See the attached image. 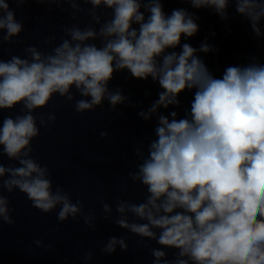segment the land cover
<instances>
[{
  "label": "clouds",
  "instance_id": "clouds-1",
  "mask_svg": "<svg viewBox=\"0 0 264 264\" xmlns=\"http://www.w3.org/2000/svg\"><path fill=\"white\" fill-rule=\"evenodd\" d=\"M169 2L0 0V48L19 43L24 32L10 3L17 9L27 3L49 10L55 6L72 21L81 14L88 17L83 27L81 22L62 25L59 43L50 35L42 46H26L23 57L0 58V112L20 107L0 122V228L15 224V209L3 193L18 190L32 208L55 212L58 223L82 220L95 231V209L85 212L82 199L73 201L71 192L54 187L52 171L33 155L41 128L57 121L55 111L34 113L56 97L71 103L78 115L103 109L105 102L113 113L136 108L121 87H110L118 73H127V78L150 79L159 87L157 98L137 112L144 122L155 121L154 138L145 136L133 147L139 162L127 174L133 186L144 190L142 200L117 197L114 215L112 204L101 197L102 218L139 237L151 264H264V63L249 55L246 63L229 64L215 75L199 55L216 51L215 46L184 42L199 33V17L186 7L169 12ZM175 2L211 8L222 22L236 18L230 15L232 7L255 40H264V0ZM185 93L192 99L181 116L177 109ZM100 136L106 139L109 133ZM5 157L15 163L5 165ZM33 243L56 251L43 240ZM118 249L128 251V237H108L100 252L111 256ZM93 258L92 250L82 257L85 264Z\"/></svg>",
  "mask_w": 264,
  "mask_h": 264
},
{
  "label": "water",
  "instance_id": "water-1",
  "mask_svg": "<svg viewBox=\"0 0 264 264\" xmlns=\"http://www.w3.org/2000/svg\"><path fill=\"white\" fill-rule=\"evenodd\" d=\"M135 154L83 163L50 166L53 185H60L72 193L73 201L80 198L85 203V212L93 208L97 214L95 231L89 230L81 220L74 223L71 218L60 224L56 213L43 214L31 207L24 194L18 190L12 194L3 193L15 209L13 226L0 228V264H85L83 254L92 250L94 258L89 264H151L152 257L146 248L138 243L139 237L118 228L102 218L100 198L113 206L117 197L140 202L143 189L133 186L127 180L129 171L135 170L138 163ZM127 190L125 191V184ZM110 236L128 237L129 249L107 256L100 252L104 242ZM43 240L55 247V253L37 248L35 240ZM152 247L158 245L151 241ZM31 247L32 252L28 251ZM80 249L77 252V249ZM169 259L173 251L168 250Z\"/></svg>",
  "mask_w": 264,
  "mask_h": 264
}]
</instances>
